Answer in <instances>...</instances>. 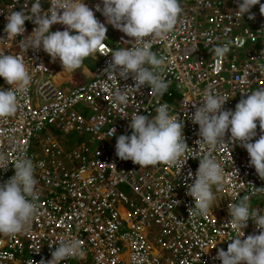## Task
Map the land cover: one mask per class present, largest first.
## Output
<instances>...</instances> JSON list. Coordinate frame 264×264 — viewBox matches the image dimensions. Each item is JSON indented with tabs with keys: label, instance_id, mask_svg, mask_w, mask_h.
Instances as JSON below:
<instances>
[{
	"label": "built area",
	"instance_id": "2783aa9c",
	"mask_svg": "<svg viewBox=\"0 0 264 264\" xmlns=\"http://www.w3.org/2000/svg\"><path fill=\"white\" fill-rule=\"evenodd\" d=\"M33 2L0 0V36L5 35L9 11L24 7L28 13ZM83 2L93 8L100 22L117 33L116 41L104 42L108 46L105 51L135 44L129 37L126 41L121 31L95 11L96 4L102 7V0ZM238 2L180 0V22L168 39L146 38L151 50L167 62V91L163 96H154L147 85L137 92L129 90L127 105L117 106L111 92L135 82L131 74L127 79H111L103 73L111 53H97L91 77L70 84L71 78L57 80L62 70L58 58L53 61L42 48L27 51L24 60L32 83L19 111L0 119V151L11 162L17 144L26 145V155L36 166L40 212L27 231L15 237L0 235V264H39L42 258L51 259V252L58 246L54 241L73 237L81 241L85 255L61 264H221L214 258L217 250H227L231 242L228 239L235 235L226 225L231 218L228 204L249 195L250 210L264 215V191L253 188L264 187V179L250 165L246 149L235 143L229 151L218 144L212 155L223 168L224 183L212 187V211L205 216H189L195 201L187 194V184L193 183L199 159L207 151L202 143H196L199 126L190 116L195 111L192 103L201 105L206 88L228 97L223 108L234 111L242 93L264 86V15L257 4L239 17L235 14ZM41 6L47 10V0H42ZM250 14L253 19H249ZM24 26V35H28L35 25L25 21ZM64 27L53 24L51 31ZM221 45L229 51L218 58L214 46ZM19 51L15 41L12 49H5L6 54ZM9 87L0 77V88ZM164 103L169 105L170 114L184 122L183 136L189 149L181 168L179 164L163 163L144 167L118 158L116 138L131 134L130 117L137 112L155 116L156 108ZM112 127L115 134L107 137ZM70 131L75 132L79 142L66 148L57 136ZM259 135L258 124L253 139ZM229 136L226 133L224 139ZM12 175L14 167L10 163L7 170L0 169V183ZM243 231L245 237L259 234L251 219Z\"/></svg>",
	"mask_w": 264,
	"mask_h": 264
},
{
	"label": "clouds",
	"instance_id": "9594fccd",
	"mask_svg": "<svg viewBox=\"0 0 264 264\" xmlns=\"http://www.w3.org/2000/svg\"><path fill=\"white\" fill-rule=\"evenodd\" d=\"M47 3L49 7L44 10L42 0H34L28 13L23 7L20 11L12 9L5 16V35L0 36V77L11 87L0 88V119L12 117L19 111L24 94L32 83V74L24 60L29 49L37 51L42 48L53 61L58 58L62 69L69 73L80 69L89 56L111 53V60L103 73L111 79L118 76L127 79L131 74L135 82L133 86L111 92V100L117 106L127 105L128 91L137 92L144 85L149 86L150 94L154 96H163L167 91L169 83L164 76L167 62L163 56L158 58L146 38L168 39L180 22V0H102V7L96 4L95 11L102 13L107 24L135 40L131 47L109 51H105L108 46L104 43L107 40L106 24L96 18L93 8L83 0H47ZM257 4H260V12L264 15V4L260 0H240L235 14L243 17ZM253 18L250 14L249 19ZM25 21L35 25L28 35H24ZM57 23L65 26L64 30L51 31V26ZM17 37L21 39L17 40ZM14 41L20 51L6 54L5 49H12ZM228 51L227 46H214V55L218 58L224 57ZM228 99L209 87L203 93L200 106L192 103L195 111L190 119L199 126L196 143H202L207 150L199 159L193 183L187 184V194L195 201L194 207L188 210L192 218L212 211L215 199L212 187L224 183L223 168L212 155L218 144L229 151V146L235 143L246 149L250 165L264 179V86L242 93L234 111L223 108ZM257 122L260 135L254 140ZM129 127L132 130L130 135L121 134L116 138L115 153L118 158L144 167L163 163L169 166L179 164L181 168L186 162L188 157L185 153L189 147L183 136L184 122L178 115L170 114L167 103L156 108L155 116L135 113L130 117ZM226 133H230L228 140L224 139ZM114 134L115 128L112 127L107 137ZM16 153L10 162L7 155L0 151V169L7 170L10 163L14 167V175L0 183V235L13 237L27 231L40 212L38 181L34 175L36 166L26 155V145L17 144ZM235 171L238 174V170ZM188 176L192 177L191 171ZM253 188L264 191V187ZM250 209L249 195L228 204L231 218L226 225H230L235 235L228 239L231 242L227 244V250H217L214 258L219 259L221 264H264V215ZM250 219L259 234L245 237L243 229ZM53 243L58 246L51 252V259L45 261L42 258L39 264H61L68 258L85 255L77 238H62ZM27 264L36 262L28 261Z\"/></svg>",
	"mask_w": 264,
	"mask_h": 264
},
{
	"label": "rangeland",
	"instance_id": "374dc122",
	"mask_svg": "<svg viewBox=\"0 0 264 264\" xmlns=\"http://www.w3.org/2000/svg\"><path fill=\"white\" fill-rule=\"evenodd\" d=\"M106 36H107V40H105V42L108 43V44H111L113 41H116L118 39L116 31H114L111 26L107 27ZM122 37L126 41H128V38H127V36L124 33H122ZM95 57H97V55L96 56L95 55L89 56V57L84 59L83 65L80 68L81 69V75H82V72L84 70H88V69L94 70L95 69V67L97 66V62L94 60ZM80 69H77L72 74L76 73L77 71H80ZM68 73L69 72H67V74ZM67 85H68L67 83H63L62 84V86H67ZM57 139L66 148L73 147L74 145L78 144V142H79V139L76 137L74 131H70L67 134L58 135Z\"/></svg>",
	"mask_w": 264,
	"mask_h": 264
},
{
	"label": "crops",
	"instance_id": "0c3cea01",
	"mask_svg": "<svg viewBox=\"0 0 264 264\" xmlns=\"http://www.w3.org/2000/svg\"><path fill=\"white\" fill-rule=\"evenodd\" d=\"M97 59H98V56L94 58V60H95L96 62H97ZM92 71H93V70H91V69L84 70V71L82 72V75H81V69H80V71H77V72L74 73V74H72V73H68V74H67V71H65V70L62 69V70H60V72H59V74H58V76H57V80L61 82V81H63V80L68 81V79L71 78V83H70V84H72V82H73L75 79H77V81H79L78 78H80L81 80H85V79L90 78L91 75H92ZM70 84H69V85H70Z\"/></svg>",
	"mask_w": 264,
	"mask_h": 264
}]
</instances>
